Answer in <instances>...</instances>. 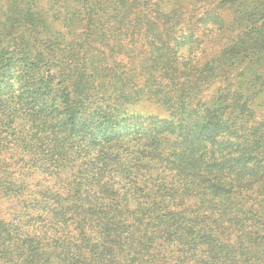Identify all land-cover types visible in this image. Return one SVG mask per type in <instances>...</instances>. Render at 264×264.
I'll use <instances>...</instances> for the list:
<instances>
[{"label": "trees", "instance_id": "trees-1", "mask_svg": "<svg viewBox=\"0 0 264 264\" xmlns=\"http://www.w3.org/2000/svg\"><path fill=\"white\" fill-rule=\"evenodd\" d=\"M5 204L0 264H264V0H0Z\"/></svg>", "mask_w": 264, "mask_h": 264}, {"label": "rangeland", "instance_id": "rangeland-1", "mask_svg": "<svg viewBox=\"0 0 264 264\" xmlns=\"http://www.w3.org/2000/svg\"><path fill=\"white\" fill-rule=\"evenodd\" d=\"M224 13V12H223ZM225 14V13H224ZM226 18H228V16L225 14ZM225 18V19H226ZM234 33H227V37L233 38ZM225 44V40H220V37H217V40L215 41H211L208 42L205 47H204V51H205V55L206 57L219 51V49ZM211 93V91L207 92V96H209V94ZM6 206L3 208V211L1 210L0 216H4L5 213H8V208L9 205L5 204Z\"/></svg>", "mask_w": 264, "mask_h": 264}]
</instances>
